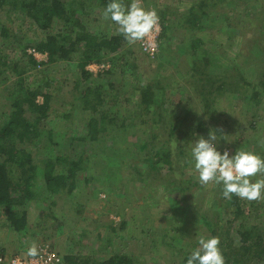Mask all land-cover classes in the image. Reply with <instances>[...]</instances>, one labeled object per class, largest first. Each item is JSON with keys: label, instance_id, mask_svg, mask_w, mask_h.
Returning <instances> with one entry per match:
<instances>
[{"label": "rangeland", "instance_id": "obj_1", "mask_svg": "<svg viewBox=\"0 0 264 264\" xmlns=\"http://www.w3.org/2000/svg\"><path fill=\"white\" fill-rule=\"evenodd\" d=\"M244 1L232 7H220L219 4L205 7L202 21L207 26L191 33L184 19L192 12L196 0H142L146 9L164 14L169 22L162 46H157L156 54L150 56L142 50L140 41L129 45L123 39L122 43L130 51L125 55L103 53L99 58L101 61H88L84 68V72L90 73L88 77L78 66V59L84 54L83 47L76 46L69 60H51L46 51L36 48V44L47 36L67 35L61 20L52 19V26L40 28L21 10L11 9L9 5L0 8V68L17 64L23 78L20 81L19 75L9 67L0 72V128L15 100L21 101L25 108L24 116L31 118L33 110L27 109V102L19 95L24 86L37 92L35 103L38 105L44 104L42 94L51 96L46 118L36 125L40 135L31 137V141H17V156L26 155L25 168L35 164L37 177L39 169L55 156L76 160L82 151L91 154L89 175L79 172L80 178L70 194L65 190L27 207L28 214L37 216L32 223L39 226L34 228L31 224L32 233L27 229L13 234L4 216H0V244L1 241L9 243L3 239L8 238L23 245L17 250L18 244L9 243L12 247L5 250V254L27 252L30 242L35 241L37 245L49 244L62 254L63 260L65 256H71L75 262L77 259L83 262L84 258L101 261L112 254H126L132 258V264H180L185 253L198 246V237H207L198 219L193 221L191 209L180 206L178 188H175L176 192L168 193L162 190L159 182L168 170L171 178L175 175L179 180L186 179L188 185L184 183V186H189L185 187L189 192L184 194H188L194 206L215 219L217 209L212 204L223 197L222 185L210 182L202 186L199 183L191 158L193 141L200 136L207 139L210 129H216L220 136L222 129L226 139L221 138L216 146L226 145L230 156L243 147L264 158V93L258 103L249 99L248 93L221 95L212 107H205L202 98L204 82L210 74L214 76L224 69H233L234 80L241 75L244 81H254L264 71V31L257 21L264 15V0ZM76 2L78 7L74 16L77 20L68 21L73 26L71 29H78L74 25L77 22L90 32L117 35L118 26L111 19L103 18L105 8L98 6L97 0ZM121 2L127 6L131 0ZM250 19L255 21L249 22ZM198 37L202 41L196 47V57L200 58L209 50L211 62L207 66L200 59L194 67L189 56L190 46ZM30 48L42 54L34 56L28 53ZM255 53H258L257 58L251 60ZM140 86H150L158 94L155 95L158 104H152L150 110L159 112L160 119L152 122L150 118L154 115L142 113ZM79 88H89L102 97L98 112L83 111L78 106L79 100L73 101L74 92ZM71 102L75 104L73 107L68 106ZM105 108L109 117L115 120L109 125L112 128L109 135L119 137L113 147H110L112 140L104 135L96 142L86 135L87 122L98 118ZM33 114L39 116L38 112L33 111ZM174 125L179 128H172ZM119 132L121 134L117 135ZM122 135L131 147L121 152ZM157 146L168 147L170 155L152 169L154 183L143 185L137 179L135 182L129 180L127 172L138 178L135 170L142 171L145 159ZM178 146L185 151L182 157L177 154ZM9 164L11 176L17 178L21 168ZM58 164L57 170L62 167V163ZM180 171L183 172L181 176ZM260 178H264V174L252 179ZM180 182L178 185L181 186ZM240 200L246 221H264V215H257L264 214V199ZM40 210L43 214H38ZM30 218L35 217L30 215Z\"/></svg>", "mask_w": 264, "mask_h": 264}, {"label": "trees", "instance_id": "obj_2", "mask_svg": "<svg viewBox=\"0 0 264 264\" xmlns=\"http://www.w3.org/2000/svg\"><path fill=\"white\" fill-rule=\"evenodd\" d=\"M196 1L197 3L191 7L192 12L184 19L189 25L188 28H190L191 33L203 26H207V24L202 21L205 16V7L218 4L220 7H232L245 2L244 0ZM109 2L110 0H97V5L106 8ZM6 5H9V8L11 9L21 10L26 17L32 19L40 28H48L49 26H52V19L56 18L61 20L63 22L62 26L66 29L67 35H62L61 37H58V35L47 36L44 41H40L36 44V48L40 51H46L51 60H69L71 59V54L76 51V46L83 47L84 54L78 59V66L83 72L88 61H101L102 59L99 58L103 53L121 52L125 55L130 51V49L125 47L124 43H122L124 39L122 35H115L110 32L98 34L90 32L84 30L83 27H80V23L77 22H75L74 25L77 26L78 29H71L73 26L69 25L68 21L74 19L75 21L77 20L74 16L76 14L75 9L78 7L76 0H66L65 2L59 0H0V8ZM245 13L248 14V10H246ZM158 16L160 30L157 36V46L160 48L162 46V40L165 39L166 29L169 27V22H166L164 14H158ZM253 21L255 20H249V22ZM257 21L260 23L259 28L264 31V15ZM3 30H5V28H3ZM194 40L195 41L190 46L189 50L191 53L189 56L194 61L193 65L194 67L197 66L196 62L202 59L207 66L211 62L209 59L211 53H209L208 50L205 52V55L202 53L200 58L196 57V47L202 40L199 37ZM257 54L258 53H255L254 56L252 55L253 57H249L251 60H254V57L257 58L258 56ZM2 64L5 65V62ZM17 66V64L11 66L5 65L4 68H0V72H2L5 67H9L15 71V75H19L21 81L23 79L20 76L22 71H18ZM236 70L238 71L237 68ZM233 72H235L233 69H224L219 73H215L214 76L210 74V76L206 77L203 86L204 89L202 90V98L205 107H212L215 102L214 100L218 96H227L230 93H248L249 99L258 103V98L264 93V71L261 72L254 81H244L243 76L241 75H237L234 80ZM84 73V76L87 75V77L90 74L88 71ZM243 87L245 89L241 90ZM247 89H249L250 92ZM138 90L140 92L139 104L143 106L141 108L142 113L144 115L150 113L154 115L153 118H150L152 122L160 119L161 114L159 112L155 113L153 110H150L152 104H158V99H156L158 94L155 90L150 86H140L138 87ZM36 93L37 92H32L28 87L24 86L23 90L19 92V95L22 97L23 101L27 102V109L38 112L39 116L34 115L32 111L31 118H26L24 116L25 108L22 106L21 101L15 100L11 105V111L4 119V124L0 128V216H4L8 225L13 227L16 232H21L26 229V214H28L27 207L30 203L34 201H45L48 198H53L55 194L62 193L65 190L70 194L80 178L78 173L83 172L84 175L88 176L90 173L89 168L91 167V154L89 156L86 151H82L76 160H67L64 156H55L54 159L48 161L44 168L39 169L37 177L35 176V164L29 163V167H24L27 163L25 161L26 155L17 156L19 149H17L15 143H17V141L23 142L24 139L31 141V137H38L40 135L37 133L36 125L40 120L46 118L45 113L51 98L50 94H42L44 104L38 105L35 103ZM74 93H76V95L74 96L73 101L79 100L78 106H80L83 111L91 109V112H98V107L101 105L103 99L102 97L97 96L98 94L95 93V91L89 88H85L84 90L79 88L76 89ZM69 105L73 107L75 104L71 102L68 106ZM100 112L101 114L98 118H91L87 122L88 132L86 135L89 134V138L95 142L97 140L100 141L101 136L104 135L107 139L112 140L113 144L110 147H113L119 137L114 134L111 136L109 135V132L112 129L109 125H113L115 120L109 117L106 108ZM121 127L124 126L121 125ZM172 128L179 127L174 125ZM171 132L172 129L170 134ZM119 134L121 133H117V135ZM80 140H84L83 135L80 136ZM182 144L184 145V143ZM130 147L131 145L129 141H127L124 135H122L121 147H119L121 152L122 150L130 149ZM181 148L182 146H178L176 150L177 154L182 157L185 151ZM167 149L169 148L157 146L153 150V154H150L149 157L145 159V165L142 166V171L135 168L138 178L134 175L131 176V172H127V176L130 177L129 180L135 182V179H137L143 185H152L154 182L151 176L154 177L155 174L152 169L157 167L160 161H166V158L168 157L167 155H170V150ZM123 155L127 154L123 153ZM121 159L124 160L125 157H122ZM105 161L106 160H104V162ZM9 163L17 164V166L21 168L20 174L17 178L11 176L12 167ZM58 163H62V167L59 170L56 168V165H59ZM131 165L128 164L127 166ZM123 166L126 165L124 164ZM145 166H149V169L146 170ZM161 167L164 168L163 166ZM169 173L170 170L161 177L159 183L162 184V190H165V192L168 193L177 191V199L179 200L180 206L185 205L186 209H191V214L194 215L192 216L193 221L195 220L197 222L198 219V222L204 227L207 237L216 236L219 238V247L222 250L225 264H264V221H255V223L246 221L243 201H241L239 197L233 195L230 200L223 197H221L220 200H214L212 207L216 206L217 218L212 219L208 217L206 214L207 212L194 206L193 202L190 201L191 198H189L188 194H184L189 192L187 191L188 189L185 188L189 186H184V183L188 185V181L186 179L185 181L179 180V177L175 175L171 178V173ZM180 173L179 176L183 175L182 171H180ZM180 181H182L181 186L178 185L181 183ZM171 185L173 188H171ZM175 188L178 189L175 191ZM177 199L174 198V201L176 202ZM232 207H234V209H232ZM255 211H257V209H255ZM38 214H43V211L40 210ZM257 215L261 216L264 214L260 213ZM222 217H224L223 220ZM256 219L258 220L259 218L257 217ZM190 253L191 251L185 253L180 264H187V258ZM64 260L66 264H132V258L126 254H112L101 261L84 258L83 262L81 259H77V262H75L71 256L65 257Z\"/></svg>", "mask_w": 264, "mask_h": 264}, {"label": "clouds", "instance_id": "obj_3", "mask_svg": "<svg viewBox=\"0 0 264 264\" xmlns=\"http://www.w3.org/2000/svg\"><path fill=\"white\" fill-rule=\"evenodd\" d=\"M103 18L111 19L118 26L116 33L122 35L129 45L145 41L157 29L159 22L156 10L146 9L142 0H131L127 6L121 0H110ZM219 131L220 136L216 129H210L207 139L200 136L192 143L191 158L199 183L202 186L210 182L222 185V196L229 200L233 195L248 201L264 199V178L252 179L264 174V158L243 147L231 156L227 150L221 154L216 142L226 139V135L222 129ZM197 243L187 258V264H225L218 237L201 235ZM26 255L33 260L41 256L35 241L30 242Z\"/></svg>", "mask_w": 264, "mask_h": 264}, {"label": "built area", "instance_id": "obj_4", "mask_svg": "<svg viewBox=\"0 0 264 264\" xmlns=\"http://www.w3.org/2000/svg\"><path fill=\"white\" fill-rule=\"evenodd\" d=\"M160 26L158 22L157 29L145 40L140 41V46L142 50L150 55L153 56L157 51V36L159 34ZM147 48V50H146ZM28 53L37 56L41 55L39 51L35 50L34 48H30ZM218 151L223 154L225 150H227L230 154V150L226 145L217 146ZM41 256L37 259L33 260L27 257L26 254H18V253H10V254H0V264H63V256L60 252L56 249L52 248L49 244H38L37 245Z\"/></svg>", "mask_w": 264, "mask_h": 264}, {"label": "crops", "instance_id": "obj_5", "mask_svg": "<svg viewBox=\"0 0 264 264\" xmlns=\"http://www.w3.org/2000/svg\"><path fill=\"white\" fill-rule=\"evenodd\" d=\"M27 215V221H26V225H25V230L24 231H22V232H26V230L27 229H29L28 231L30 232V233H32V225L31 224H33L32 222L37 218V216H35V214H26ZM30 215H33L35 218H33V219H31L30 218ZM8 224V223H7ZM33 227L34 228H39V226H38V223H35L34 222V224H33ZM11 231H12V233L13 234H15V233H18V232H16L14 229H13V227H11ZM18 237H21V236H18ZM4 240H6L7 242H9L10 244H18V249L17 250H20V248L23 246L21 243H20V241L18 242V243H15V240H8V238H3ZM9 243H5L4 241H1V244H0V254H4L5 253V250H8L9 248H11L12 246L9 244ZM2 248L4 249L3 251L4 252H2ZM16 251V250H15ZM14 252V251H13ZM25 252L26 251H21V252H17L18 254H25ZM11 253V252H10ZM10 253H8V254H10ZM65 257H67V256H65ZM63 262H64V260H63ZM63 264H65V262L63 263Z\"/></svg>", "mask_w": 264, "mask_h": 264}]
</instances>
